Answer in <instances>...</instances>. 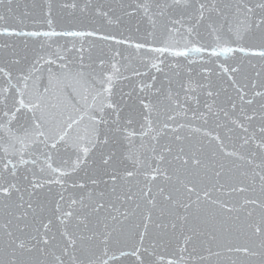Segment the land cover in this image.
Masks as SVG:
<instances>
[{
	"label": "snow or ice",
	"instance_id": "snow-or-ice-1",
	"mask_svg": "<svg viewBox=\"0 0 264 264\" xmlns=\"http://www.w3.org/2000/svg\"><path fill=\"white\" fill-rule=\"evenodd\" d=\"M0 264H264V0H0Z\"/></svg>",
	"mask_w": 264,
	"mask_h": 264
}]
</instances>
